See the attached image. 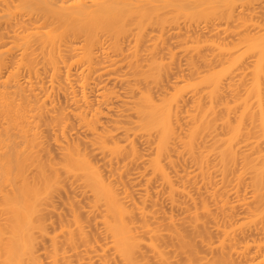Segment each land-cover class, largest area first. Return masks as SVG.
Returning a JSON list of instances; mask_svg holds the SVG:
<instances>
[{
  "label": "bare ground",
  "instance_id": "6f19581e",
  "mask_svg": "<svg viewBox=\"0 0 264 264\" xmlns=\"http://www.w3.org/2000/svg\"><path fill=\"white\" fill-rule=\"evenodd\" d=\"M244 1L0 0V264H264Z\"/></svg>",
  "mask_w": 264,
  "mask_h": 264
},
{
  "label": "rangeland",
  "instance_id": "374dc122",
  "mask_svg": "<svg viewBox=\"0 0 264 264\" xmlns=\"http://www.w3.org/2000/svg\"><path fill=\"white\" fill-rule=\"evenodd\" d=\"M263 1H264V0H263ZM263 1L260 0V2H259V0H257V2H256V1H253V0H245V1H244V3L246 4V6L244 5L245 7L242 6V4H241L240 2L236 3V5H238V6H237L238 8L235 7V9H236L237 11L234 9L235 15H237L239 12L242 11V13L239 14L240 16H239V15H237V16H239V17H241V18L244 16V20H246L245 18H247V21H248V22H249L250 20L252 21V18H253L252 23H253V22H255V23L258 22V23H256V24H259V22H260L261 24H264V2H263ZM239 5H240V6H239ZM219 8H221V7H219ZM219 8H218V9H219ZM243 8H245V9L243 10ZM241 9H242V10H241ZM221 10H222V9H221ZM240 10H241V11H240ZM244 11H245V12H244ZM219 12H221L220 9H219ZM243 12H244V13H243ZM236 13H237V14H236ZM245 13H246V14H245ZM241 14H242V15L244 14V15L242 16ZM237 16H236V17H237ZM245 16H246V17H245ZM191 17H192V19H193L194 16L192 15ZM196 17H197V16H196ZM196 17H195V19H193V21H195V22H196L197 19H199V18H196ZM184 18H185V17H182V18H181V19H183V21H182V22L179 21L180 24H183L184 22L187 23V24H189V23H191V24L194 23L193 21H191L192 19H191L190 17H188V20H187V21H191V22H187V21H185L187 18H186L185 20H184ZM241 18H240V19H241ZM181 19H180V20H181ZM189 19H190V20H189ZM201 20H203V21H201ZM198 21H200V22H198ZM198 21H197V22H198L199 24H202V23L204 24L205 19H202V18H201V19L198 20ZM236 21L239 22L238 20H236ZM240 21H243V19H241ZM251 21H250L249 23H251ZM237 22H236V23H237ZM232 23H233V22H232ZM194 24H197V23H194ZM203 24H202V25H203ZM202 33H204V34H201V32H200L198 35H200V36L202 35L201 37H202L203 39H205V38H212V37H213V36L210 37V36L208 35L209 33H208V34H206L205 32H202ZM203 35H204L205 38L203 37ZM205 35H206V36H205ZM201 37H200V38H201ZM222 37H223V36H221V37H216V36H214V38H218V39H220V38H222ZM214 38H213V39H214ZM229 38H232V36H230ZM216 40H217V39H216ZM208 47H209V46H208ZM208 47H205V48H208ZM180 48H181V47H180ZM180 48L177 47V49H179V50H180ZM209 50H210V47H209ZM209 50H207V49L205 50V49H204L202 52H204L205 54H206V52H207V53H210L211 51H209ZM181 51H182V50H180V52H179V56H182ZM182 52H183V51H182ZM183 54H184V53H183ZM184 55H185V54H184ZM184 55H183V56H184ZM207 55H209V54H207ZM185 56H186V55H185ZM186 57H187V56H186ZM186 57H182V58L180 57L181 59H179V57H178V62H180L181 66H182V67L184 66L185 69H187L186 66H185V65L187 64V63H186V60H185ZM183 58H184V59H183ZM186 59H187V58H186ZM195 59H196V57H195ZM181 60H182V61H181ZM196 62H198V61H196ZM198 64L201 65L202 62H198ZM200 65H199V66H200ZM182 67H181V68H182ZM184 67H183V68H184ZM203 68H205V67H204V64L201 65V70H204ZM206 68H207V67H206ZM206 68H205V69H206ZM185 69H184V70H185ZM184 72H186V75H185V76H187V75H188V74H187V70H185ZM188 76H190V75H188ZM188 91H189V92H188ZM187 92H188V96L190 95V96H189V98H190V97H191V93H192V92H191V88H189V90H187ZM186 96H187V93H186ZM188 96H187V98H188ZM189 98H188V101H190ZM189 103H191V101H190V102H187V104H189ZM139 147H140V146H139ZM141 147H143V146H141ZM144 147H145V146H144ZM144 147H143V148H144ZM145 148H146V147H145ZM141 149H142V148H141ZM144 150H145V149H144ZM53 152H55V151H53ZM140 152H141V150H140ZM143 152H144V151L142 150L141 153L143 154ZM188 164H189V166H191V165H190V162H189ZM189 166H188V167H189ZM134 168H135V165H134ZM134 168H133V169H134ZM135 170H136V169H135ZM133 171H134V170H133ZM55 202L57 203V201H55ZM55 202H54V203H55ZM58 202L60 203V201H58ZM61 202H62V201H61ZM84 202H85V201H84ZM59 203H58V204H59ZM84 204H85V203H83V205H84ZM55 205H56V204H55ZM62 205H64V204L60 203V207H59V208H62V207H61ZM57 208H58V207H57ZM64 209H66L65 206H64V208H62L61 210H64ZM63 212H64V211H63ZM66 212H68L67 209H66ZM67 214H68V213H66V216H67ZM242 214H243V213H242ZM243 215H244V214H243ZM50 217H51V216H50ZM52 218H57V216H56V217L54 216V217H52ZM57 219H58V218H57ZM57 219H55V221H56ZM58 220H59V219H58ZM58 220H57V222H59ZM57 222H56V223H57ZM56 223H55V224H56ZM57 224H58V223H57ZM56 226H57V225H56ZM45 241H46V242H45ZM45 241H43V242H45L46 244H48L47 240H45ZM41 244H43V243H41Z\"/></svg>",
  "mask_w": 264,
  "mask_h": 264
}]
</instances>
